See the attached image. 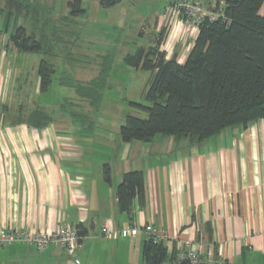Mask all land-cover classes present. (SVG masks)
<instances>
[{
	"label": "crops",
	"instance_id": "0c3cea01",
	"mask_svg": "<svg viewBox=\"0 0 264 264\" xmlns=\"http://www.w3.org/2000/svg\"><path fill=\"white\" fill-rule=\"evenodd\" d=\"M154 28L156 33L165 28L161 48L167 58L184 62L196 34L178 17L162 13ZM22 52L12 42H0L1 107ZM37 68L32 84L42 93ZM105 139L104 152L111 150L118 163L115 174L104 153L92 156L96 148L89 139L77 142L52 122L42 128L0 124V228L80 224L87 231L73 253L56 245L0 246V264H145V234L121 233L143 224L168 231L163 241L168 264L184 240L219 264H264V119L227 127L198 145L164 134L146 142H125L120 133ZM105 164L111 182L104 178ZM138 169L144 172L146 200L143 206L135 203L131 216L120 211L116 190L125 172Z\"/></svg>",
	"mask_w": 264,
	"mask_h": 264
},
{
	"label": "trees",
	"instance_id": "16d2710c",
	"mask_svg": "<svg viewBox=\"0 0 264 264\" xmlns=\"http://www.w3.org/2000/svg\"><path fill=\"white\" fill-rule=\"evenodd\" d=\"M119 1L101 0V4L107 7ZM172 1L169 0L161 12L164 16H168L166 13ZM22 2L7 0L9 13L14 9L22 12L25 9ZM82 2H70L74 13L84 11ZM263 5L264 0H215L211 7L220 16L216 20L205 19L200 24L184 62H179L176 56L167 58L166 51L161 48L165 28L155 33L151 45L139 46L134 53L127 54L125 62L128 65L151 71L154 76L145 94L149 104L135 103L147 116L127 114L120 126L122 140L146 142L157 134H164L198 145L227 127H247L264 119ZM5 19L4 28H0L3 35L8 29L9 14ZM26 32L24 26H15L10 35L11 42L19 50L52 55L43 38L38 39L36 33ZM112 64L111 54L104 55L98 74L91 80L63 82L99 109L104 91L109 87ZM37 73L39 91L47 92L54 82L56 65L44 57L38 64ZM28 117V121L18 118L15 124L27 123L42 128L52 122L43 108L33 109ZM104 178L111 182L108 164L104 166ZM116 196L120 211L131 216L136 202L139 206L145 205L143 170L125 172L117 186ZM76 228L80 242L87 231L80 224ZM177 252L176 245L171 264L175 263ZM168 257L163 241L154 242L146 238L143 247L145 264H163Z\"/></svg>",
	"mask_w": 264,
	"mask_h": 264
},
{
	"label": "rangeland",
	"instance_id": "374dc122",
	"mask_svg": "<svg viewBox=\"0 0 264 264\" xmlns=\"http://www.w3.org/2000/svg\"><path fill=\"white\" fill-rule=\"evenodd\" d=\"M20 1L25 9L9 13L7 0H0V28H4L9 14L8 29L0 42H11L14 27L24 26L27 34L36 33L38 39L49 44L52 55L21 53L24 60L16 63L15 80L7 89L4 107V100L0 101V124H15L20 117L28 121L33 109L43 108L52 124L66 130L77 142L89 139L91 147L96 148L92 156L96 159L104 153L111 159L113 173H117L115 155L111 150L104 152L105 137L119 135L127 114L147 116L135 103L149 104L145 94L154 76L151 71L128 65L125 57L139 46H149L156 33L155 17L169 0H120L107 7L101 0H83L84 11L80 13L73 12V0ZM211 1L202 0L208 10H213L208 5ZM110 54L113 64L109 87L96 109L63 81L91 80L99 72L101 57ZM44 57L56 65L57 73L49 90L38 93L32 84L36 76L33 69L36 71Z\"/></svg>",
	"mask_w": 264,
	"mask_h": 264
},
{
	"label": "built area",
	"instance_id": "2783aa9c",
	"mask_svg": "<svg viewBox=\"0 0 264 264\" xmlns=\"http://www.w3.org/2000/svg\"><path fill=\"white\" fill-rule=\"evenodd\" d=\"M166 15L170 18L178 17L186 31L197 34L200 24L205 20H216L220 14L214 9H206L202 0H173ZM4 37L0 31V40ZM141 231L147 239L161 242L169 238L168 231L153 224L129 226L121 230L123 235H133ZM80 235L74 226L65 225L55 229H21L0 228V246L22 242L44 250L51 245L63 247L73 253L79 246ZM78 261V260H77ZM219 264L213 256H203L190 240L181 241L174 264Z\"/></svg>",
	"mask_w": 264,
	"mask_h": 264
}]
</instances>
